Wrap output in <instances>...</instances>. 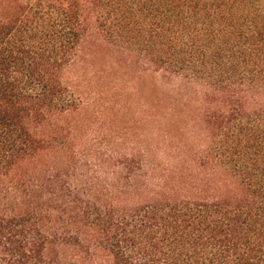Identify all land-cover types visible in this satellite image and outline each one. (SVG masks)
I'll list each match as a JSON object with an SVG mask.
<instances>
[{"label":"trees","instance_id":"1","mask_svg":"<svg viewBox=\"0 0 264 264\" xmlns=\"http://www.w3.org/2000/svg\"><path fill=\"white\" fill-rule=\"evenodd\" d=\"M90 43L201 88L187 166L74 162ZM0 264H264V0H0Z\"/></svg>","mask_w":264,"mask_h":264},{"label":"rangeland","instance_id":"2","mask_svg":"<svg viewBox=\"0 0 264 264\" xmlns=\"http://www.w3.org/2000/svg\"><path fill=\"white\" fill-rule=\"evenodd\" d=\"M68 79L80 107L58 124L72 130L61 143L75 154L74 162L130 164L139 177L157 183L168 176L147 171L149 166L184 167L204 149L200 87L91 43L79 53Z\"/></svg>","mask_w":264,"mask_h":264}]
</instances>
